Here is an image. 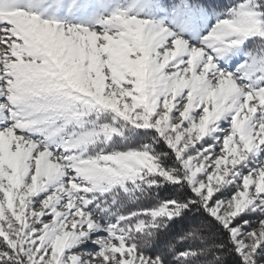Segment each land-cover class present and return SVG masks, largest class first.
Instances as JSON below:
<instances>
[{
	"label": "snow or ice",
	"instance_id": "snow-or-ice-1",
	"mask_svg": "<svg viewBox=\"0 0 264 264\" xmlns=\"http://www.w3.org/2000/svg\"><path fill=\"white\" fill-rule=\"evenodd\" d=\"M164 7V0H137L91 28L43 19L17 0H0V264H164L160 256H146L133 236L156 225L131 221L137 215L170 220L193 206L226 230L219 247L234 245L238 264H264V219L247 228L242 214L264 213V165L244 175L230 198L220 199L221 188L232 182L227 178L264 145V63L246 61L238 76L218 68L213 55L247 38L264 39V0L230 9L199 44L135 13ZM195 11L181 8L177 20ZM97 110L137 129H154L181 167L164 168L147 146L85 155L101 136L118 134L111 123L91 120L93 127H85ZM257 114L262 119L254 126ZM226 116L230 126L221 129L218 122ZM38 130L47 135L34 138ZM217 131L222 140L205 141L195 155H186ZM57 136L54 146L45 142ZM151 174L187 185L193 196L130 212L120 217L130 221L127 228L110 225L107 237L101 232L93 239L101 223L83 194ZM64 176L62 185L34 202ZM88 239L97 252L79 250Z\"/></svg>",
	"mask_w": 264,
	"mask_h": 264
},
{
	"label": "rangeland",
	"instance_id": "rangeland-1",
	"mask_svg": "<svg viewBox=\"0 0 264 264\" xmlns=\"http://www.w3.org/2000/svg\"><path fill=\"white\" fill-rule=\"evenodd\" d=\"M136 3L137 0H43V2H40V0H17V6L24 7L28 10H35L43 19H52L64 25H76L91 28L100 27V21L105 19L115 10L128 9L136 5ZM164 3L166 4V7L159 10L148 9L141 12L139 8H135V13L142 15L143 18L152 20L155 24L168 27L176 34L182 36L185 40H188L191 44H199L201 39L208 34L218 20L229 17L231 15L229 10L238 7L243 2L240 3L237 0H204L203 2L198 0H164ZM205 5H207V7ZM181 8L185 10L195 9V15H189L183 21H178L177 10ZM260 10L261 9H259V11ZM213 55L216 58L218 68L227 72L235 73L239 76L243 74L246 69H241L240 72H237V69L240 65L245 64L246 61L249 63H264V39L259 37L247 38L241 45L232 48L225 53H213ZM247 82L253 83V81ZM261 119V114H257L253 118V125L255 126ZM91 120H96L97 125L111 123L113 127L118 128V134L112 135L110 139L101 136L93 145L87 146V153H85V155H95L101 149L104 152L123 150L119 149V147L127 142L128 138L126 139L124 135L125 132H128L129 137L131 138L128 140L133 139L139 144L142 143V138L144 137L148 141V144H145L144 147L147 146V150L152 154L155 152L154 150H156V144L159 143L158 139H155L156 134L153 132L155 131L154 129H137L131 124L120 120L115 114L99 110L94 111L85 118L86 128L93 127V125L89 123ZM218 126L221 129L228 128L230 126V116H226L219 121ZM148 130L150 132H147ZM69 131H71V129H69ZM157 134L158 135L156 136L165 142L163 137H160L159 133ZM46 135V131L38 130L34 134V138L43 139ZM60 135L64 134L61 133ZM223 136L224 133L222 131L210 133L200 141L199 144L190 148L186 155H195L200 150L201 146H207L205 141L209 144H214L218 139L222 140ZM45 142L54 146L59 143V136L54 137L51 140H46ZM165 144L168 146L166 142ZM173 154L175 156L174 151ZM155 156L160 158V162L162 159L166 162L167 158H171L169 154L158 151ZM175 163V168H179V166L181 167V164L177 159ZM262 165H264V145H259L248 155V158L245 161L237 166V169L233 174L227 178L232 182L226 183L221 188L220 191L224 192L225 195L220 197V199L230 198L232 193L240 185L242 177L253 170H258ZM66 180L67 176H64L52 181L43 191L33 198L34 202L44 199ZM153 180L157 181V183L152 184L151 181ZM167 184L172 185L173 183L165 181L163 178L159 177L158 174H151L146 179L137 178L135 181H126L124 184H105L91 193L83 194L92 199V203L89 207L94 209L95 215L101 223V228L93 233L92 238L95 239L99 237L101 232L104 237H107L108 233L106 230L110 225L119 223L122 228H127L130 221L127 219L121 220L120 217H127L130 212H141L144 209L158 208L162 203H159L160 205L155 207L149 203L155 198L154 195L157 190L163 188ZM219 195L220 194L217 193V196ZM166 200L171 199L165 198L164 201ZM242 214H246L249 219V225L244 226L247 228H255L259 221L264 219V213H261L260 211L253 212L251 209H248ZM141 220L146 224H155L156 227H148L144 229L140 236H135V234H133L134 239L139 243L142 252L146 256H158L155 253L158 251L162 252L164 247L166 248L169 246V242H171L174 236L167 237V240H163L160 244L161 248H158V244H154L153 241L149 243L151 240L150 233L152 235L155 229L163 228L161 225L166 224L171 219L168 220L163 217L152 218L150 215H137L131 222L135 223ZM194 227L195 231L201 233L204 239H209L207 238L209 235L208 232L204 230L200 224L195 225ZM154 246L157 247L155 252L153 251ZM210 247L215 249L213 253L223 255V252L218 249L219 246L216 244H213ZM79 250L85 253H95L99 250V246L93 244L91 239H88L79 245ZM159 256L163 258L164 264H187V261L184 260L185 258L181 256L177 257L174 255V257H172L167 252H163Z\"/></svg>",
	"mask_w": 264,
	"mask_h": 264
},
{
	"label": "trees",
	"instance_id": "trees-1",
	"mask_svg": "<svg viewBox=\"0 0 264 264\" xmlns=\"http://www.w3.org/2000/svg\"><path fill=\"white\" fill-rule=\"evenodd\" d=\"M260 11L264 12V9H261ZM147 132L150 131L148 130ZM153 132L158 135L155 131ZM124 135L126 139H131L128 132H125ZM156 135L155 139H158L159 143L156 144V150H154L155 152H153V154L155 155L157 151L169 154L171 158H167L166 162L161 158L162 161L160 163L164 168H175L176 157L174 156L173 151ZM128 139L123 146L119 147V149L136 148L137 146L139 148H144V145L148 144V141L144 137L142 138L143 140L141 144L134 141L133 139ZM154 196L155 198H152L153 200L149 204L155 207L160 205L159 203H163L165 198L187 199L191 198L193 193L191 192V189L187 187V185L181 188L176 184H167L163 188L157 190ZM199 224L204 228V230L208 232L209 235L207 238L209 239H204L201 233L195 231L194 226ZM161 227L163 228H159L157 230L155 229L152 235L150 233L151 240L149 243L153 241L154 244H158V248H161L160 244L163 240H167V237H174L171 242H169V246L162 249V252L158 251L155 253L158 256L163 252H167L172 257H174V255L178 257L180 256L179 253L181 251L191 250L195 251L197 255H190L188 258H185L184 260L187 261V264H238L240 261V257L237 255L234 245H230L224 249L219 247L218 249L223 252V255L213 253L215 249H212L210 246L213 244L219 246L220 243L225 240L226 230L223 229L220 224L214 221L203 208L193 206L183 212L180 216H177L168 221L166 224L161 225ZM156 248L157 247L154 246V252Z\"/></svg>",
	"mask_w": 264,
	"mask_h": 264
}]
</instances>
